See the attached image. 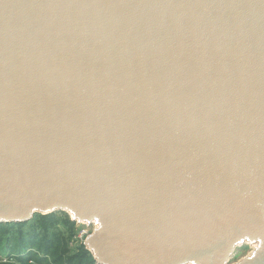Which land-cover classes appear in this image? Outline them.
<instances>
[{
    "label": "water",
    "instance_id": "water-1",
    "mask_svg": "<svg viewBox=\"0 0 264 264\" xmlns=\"http://www.w3.org/2000/svg\"><path fill=\"white\" fill-rule=\"evenodd\" d=\"M57 212L95 264H264V0H0V224Z\"/></svg>",
    "mask_w": 264,
    "mask_h": 264
},
{
    "label": "trees",
    "instance_id": "trees-1",
    "mask_svg": "<svg viewBox=\"0 0 264 264\" xmlns=\"http://www.w3.org/2000/svg\"><path fill=\"white\" fill-rule=\"evenodd\" d=\"M59 215L68 218L66 213L57 212L35 215L26 223L0 224V248L3 247L0 255L5 252L7 257L0 259V264H62L65 257L74 253L65 236L68 235L66 231L73 234L76 224L68 219L61 220ZM42 233L43 238L38 240ZM81 245L75 250L78 255L73 256L79 261L68 264H95L92 255ZM40 255L43 257L40 258Z\"/></svg>",
    "mask_w": 264,
    "mask_h": 264
},
{
    "label": "rangeland",
    "instance_id": "rangeland-1",
    "mask_svg": "<svg viewBox=\"0 0 264 264\" xmlns=\"http://www.w3.org/2000/svg\"><path fill=\"white\" fill-rule=\"evenodd\" d=\"M68 216V214H67ZM60 217V215H59ZM61 218V217H60ZM70 220V217L68 216V218H61V220L65 221V220ZM93 228H86V227H78L76 225V227H74V230H73V234L70 233L69 231H66V233H68V235L65 236L66 239H69L70 241V249L74 252L72 254L69 255V257H65L63 259V263L62 264H68L70 261H79L77 258L73 257V256H77V252H75L76 248L79 247V246H82L81 244L83 242H85L86 240V237H88L90 234H91V231H92ZM28 231V230H26ZM82 232H85V234L83 235V237L81 238V233ZM43 233L39 236V239L38 240H41L43 238ZM38 247V246H37ZM3 248V247H2ZM0 248V250L2 249ZM36 249V248H35ZM252 247H249L247 245H243L239 248L236 249L232 259L230 260V264H235L237 262H239L240 260H242L243 258L245 257H248L251 252H252ZM5 252H3L0 256V259H5L7 257H5L4 255ZM43 257V255H40V258ZM75 258V259H74ZM51 262V261H50ZM77 264V263H76ZM85 264V263H83Z\"/></svg>",
    "mask_w": 264,
    "mask_h": 264
},
{
    "label": "built area",
    "instance_id": "built-area-1",
    "mask_svg": "<svg viewBox=\"0 0 264 264\" xmlns=\"http://www.w3.org/2000/svg\"><path fill=\"white\" fill-rule=\"evenodd\" d=\"M76 225H77L78 227H81V228H82V227H86V228H88V229H89V228H90V229H91V228H94L93 225H91V226H87V225H83V224H76ZM92 230H93V229H92ZM91 232H92V231H91ZM84 234H85V232H82V233H81V235H82L81 238L83 237ZM86 238H87V237H86ZM82 244L84 245V242H83Z\"/></svg>",
    "mask_w": 264,
    "mask_h": 264
}]
</instances>
